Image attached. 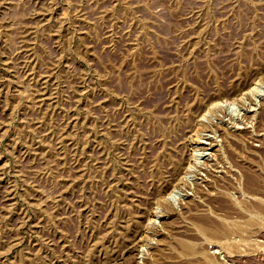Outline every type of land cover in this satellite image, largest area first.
I'll return each instance as SVG.
<instances>
[{
  "label": "rangeland",
  "instance_id": "374dc122",
  "mask_svg": "<svg viewBox=\"0 0 264 264\" xmlns=\"http://www.w3.org/2000/svg\"><path fill=\"white\" fill-rule=\"evenodd\" d=\"M0 264H264V0H0Z\"/></svg>",
  "mask_w": 264,
  "mask_h": 264
}]
</instances>
